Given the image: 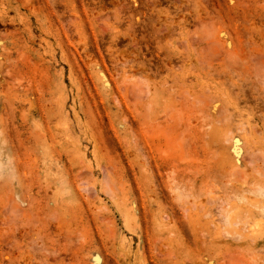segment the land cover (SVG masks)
I'll return each instance as SVG.
<instances>
[{
    "label": "rangeland",
    "instance_id": "obj_1",
    "mask_svg": "<svg viewBox=\"0 0 264 264\" xmlns=\"http://www.w3.org/2000/svg\"><path fill=\"white\" fill-rule=\"evenodd\" d=\"M0 264H264V0H0Z\"/></svg>",
    "mask_w": 264,
    "mask_h": 264
},
{
    "label": "bare ground",
    "instance_id": "obj_2",
    "mask_svg": "<svg viewBox=\"0 0 264 264\" xmlns=\"http://www.w3.org/2000/svg\"><path fill=\"white\" fill-rule=\"evenodd\" d=\"M263 229L262 224L255 221L250 228V231H261Z\"/></svg>",
    "mask_w": 264,
    "mask_h": 264
}]
</instances>
